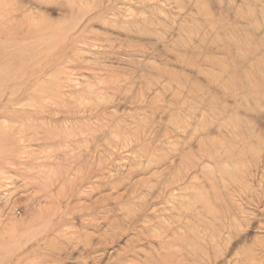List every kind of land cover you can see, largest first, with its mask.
Masks as SVG:
<instances>
[{
	"label": "rangeland",
	"instance_id": "obj_1",
	"mask_svg": "<svg viewBox=\"0 0 264 264\" xmlns=\"http://www.w3.org/2000/svg\"><path fill=\"white\" fill-rule=\"evenodd\" d=\"M0 264H264V0H0Z\"/></svg>",
	"mask_w": 264,
	"mask_h": 264
}]
</instances>
